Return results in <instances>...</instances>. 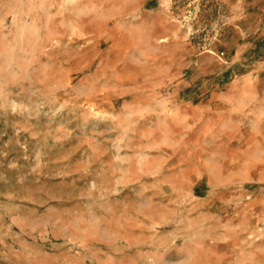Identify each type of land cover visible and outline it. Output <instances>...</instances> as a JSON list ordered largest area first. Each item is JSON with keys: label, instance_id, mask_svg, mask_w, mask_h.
Masks as SVG:
<instances>
[{"label": "rangeland", "instance_id": "374dc122", "mask_svg": "<svg viewBox=\"0 0 264 264\" xmlns=\"http://www.w3.org/2000/svg\"><path fill=\"white\" fill-rule=\"evenodd\" d=\"M0 264H264V0H0Z\"/></svg>", "mask_w": 264, "mask_h": 264}]
</instances>
